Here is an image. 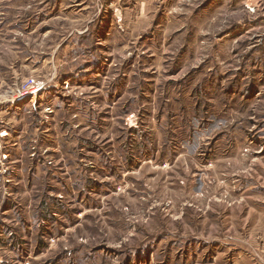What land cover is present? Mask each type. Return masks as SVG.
Listing matches in <instances>:
<instances>
[{"label": "rangeland", "instance_id": "1", "mask_svg": "<svg viewBox=\"0 0 264 264\" xmlns=\"http://www.w3.org/2000/svg\"><path fill=\"white\" fill-rule=\"evenodd\" d=\"M0 264H264V0H0Z\"/></svg>", "mask_w": 264, "mask_h": 264}, {"label": "built area", "instance_id": "2", "mask_svg": "<svg viewBox=\"0 0 264 264\" xmlns=\"http://www.w3.org/2000/svg\"><path fill=\"white\" fill-rule=\"evenodd\" d=\"M36 87V81L34 78L28 79L21 88L18 89L17 96L19 98H24L28 94H31L34 92V89Z\"/></svg>", "mask_w": 264, "mask_h": 264}]
</instances>
